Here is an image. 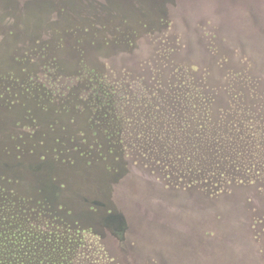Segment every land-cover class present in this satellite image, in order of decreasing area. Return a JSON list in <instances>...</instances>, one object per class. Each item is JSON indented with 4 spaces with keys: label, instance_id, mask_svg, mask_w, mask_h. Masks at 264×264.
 Segmentation results:
<instances>
[{
    "label": "rangeland",
    "instance_id": "1",
    "mask_svg": "<svg viewBox=\"0 0 264 264\" xmlns=\"http://www.w3.org/2000/svg\"><path fill=\"white\" fill-rule=\"evenodd\" d=\"M9 249L264 264V0H0Z\"/></svg>",
    "mask_w": 264,
    "mask_h": 264
},
{
    "label": "trees",
    "instance_id": "2",
    "mask_svg": "<svg viewBox=\"0 0 264 264\" xmlns=\"http://www.w3.org/2000/svg\"><path fill=\"white\" fill-rule=\"evenodd\" d=\"M9 250H10V253L9 251H5V254H7V256H5V254L0 251V264H18L19 263L20 259L14 256L13 251L11 249ZM14 258H16V260Z\"/></svg>",
    "mask_w": 264,
    "mask_h": 264
}]
</instances>
